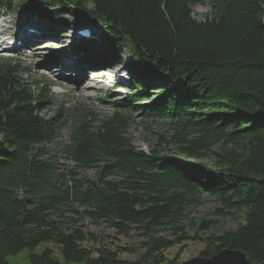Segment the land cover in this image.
Returning <instances> with one entry per match:
<instances>
[{
  "label": "trees",
  "instance_id": "obj_1",
  "mask_svg": "<svg viewBox=\"0 0 264 264\" xmlns=\"http://www.w3.org/2000/svg\"><path fill=\"white\" fill-rule=\"evenodd\" d=\"M33 3L28 14L39 11L51 22L73 13L99 24L103 44L81 45L82 63L109 66L125 52L136 79L109 118L85 109L69 115L63 108L47 117L43 90L20 81L15 68L0 66V264L47 244L58 247L61 260L46 248L32 254L30 264H178L164 253L190 239L195 227L209 234L201 258L231 250L262 264L264 0ZM204 5L211 13L198 21L194 8ZM137 81L159 92L143 115L169 119L174 127L171 140L148 153L127 138L129 106L148 96ZM67 125L69 143L53 154L49 147ZM167 147L178 157L164 155ZM59 157L75 168L61 169ZM93 169L94 179L80 177ZM206 202L237 228L217 236L213 221L188 223L190 211ZM84 222L125 238L138 234L144 254L134 263L121 261L136 249H112ZM87 242L97 248H84Z\"/></svg>",
  "mask_w": 264,
  "mask_h": 264
},
{
  "label": "rangeland",
  "instance_id": "obj_2",
  "mask_svg": "<svg viewBox=\"0 0 264 264\" xmlns=\"http://www.w3.org/2000/svg\"><path fill=\"white\" fill-rule=\"evenodd\" d=\"M11 1L13 3L15 2L19 4L26 0H11ZM211 10H212L211 7L208 5L197 6L194 8V17L198 21H203L210 15ZM65 20L66 22L64 23V26H62L66 32V34H64L65 36L58 35L57 44L52 45L51 43H45L44 44L45 49H40L41 51L38 49L36 50L40 52L44 50L42 53H38L41 55L39 56L36 55L37 60L39 59V61L41 60L50 61L52 66H54V68L56 69L50 66L49 67L50 71H47L46 69L40 67V65H37L39 62L33 61L34 63H32L30 58L28 59V61H26L25 59L27 58L24 57L25 58L24 59L23 55H21L22 53L18 52L16 58L22 57L24 59L23 61L27 62L28 64V65L24 64L23 62H21L20 59L17 61L19 69L23 72L21 76L28 81H32L33 83L41 82L46 87V90L48 92L45 91V94L47 95L48 101L46 99L44 100L45 108L43 110L47 111L48 109H50L47 114L48 117H50V115L52 114L51 110H53L54 107H57L60 103L65 102L68 103V106L77 107V109L87 108L88 110L92 111L94 116L99 120L109 118L115 113L118 106L123 105V103L121 102L126 99L125 98L126 95L124 94L122 89L121 91L118 90L110 93L107 92L105 89L100 91L98 90V88L94 87L93 85L92 87L97 89V92L86 95L82 91H80V89L86 85H91V82H89L88 84L87 81H83L85 79L84 77H81L82 72L80 71L78 64L77 65L75 64L76 71L72 69L66 71V73H62L64 71L61 72L60 71L61 68H59L58 65L55 66V64L53 63L54 61H58L59 63H61L60 59L62 58H60V56L62 57L64 56L63 58L67 57V55L61 54L60 51L62 49H69L70 47H72V43H73L72 38H74L75 36L71 33L70 28L71 26L78 25L79 23L78 17L73 13H68L65 16ZM41 44L43 43H39V46ZM126 56L124 52V54L119 55L116 59H113V61H109L110 64L109 67H112V69L110 68L111 71H106V73L109 75L115 74L116 76H119L120 75L119 73H121L122 85L126 86L124 90L128 91V89L130 90L134 88V86L130 84V81H128V78L126 77H134L136 79V73L129 66V63H126V59H125ZM69 58L72 60V57ZM5 60H6L5 62L8 63V60L7 59ZM71 60L68 59L66 61L65 59L64 66L66 65L73 66L74 64L71 62ZM61 61L63 62V60ZM41 68L47 71L45 78L42 75V72L40 70ZM51 72H56V73L50 76ZM76 74H77V78H76ZM57 76H62V77H57ZM78 76H80L82 79L79 80ZM58 78H61L64 81H59L60 79ZM137 82L139 86H141V90L148 93V96L146 97V100H143L139 104H132L133 106H129L132 108L134 112H132V114H130L129 116L132 119V122L128 129L127 138L130 139V141L132 142V144L135 146L136 149L148 153L154 147H156L158 143L162 142L163 139L164 142L165 140L170 141L171 138L174 136V127L173 124L170 123L169 119L155 118L153 116L148 117L143 115V110H144L143 108L154 104L155 101L158 100L159 98L158 97L159 92L158 90H153V91L150 90V88H148L147 84L144 81H137ZM49 84L51 88H47ZM58 88L65 90V94L63 95L55 94ZM67 90H71V92H68ZM126 105L128 106V104ZM133 108H138L139 110ZM70 133L71 131L69 125L63 127L58 132V139L54 144H52L49 147L51 149V152H53V154L59 150L61 144L69 143L68 138ZM173 149H174L173 147H169V148L167 147L166 151L164 152V155H167L169 157H178L176 156V153ZM209 162L212 163V160H209ZM209 162L205 161L203 163H209ZM59 166L61 169L69 168L70 170H73V168H75L73 163L68 162L61 157H59ZM96 175H97V171L93 169V170L81 172L80 177L94 179ZM216 209H218V206L216 204L206 202L202 207L190 211L188 215V223H190L191 221H194L195 223L196 222L199 223V221H213L214 227L211 233H215L217 236H220L227 231L234 230L237 228L239 223L234 222L230 219H225L214 215L213 213ZM240 222L243 223V220H241ZM84 225L86 230L89 231L90 233L96 236H103V238L105 239V243H108V245L112 249H115L116 247L136 249L135 254H128V253L121 254L119 256V259L123 262L134 263L144 254V251L138 248V246H140L141 242L144 240L140 239V237L136 233H133L129 238H125L118 236L117 234H115L114 231L105 228V226L92 227L87 222H84ZM188 233L190 239L182 242L181 244L175 246L174 248L164 253V255L167 257L169 261H177L178 264H182L184 262H188L192 259L200 257L201 252L205 249L203 239L208 237L209 234L202 233L200 230H198L197 227H195V229H193ZM194 237L195 240H193ZM82 246L88 249L97 248V246L92 242L83 243ZM46 248L52 249L54 251V260L56 261L61 260L58 247L53 244H47L45 246L44 245L40 246L34 252H31L30 250L22 251L17 256L9 258L8 264H30V260H29L30 256L32 254L40 255L44 252Z\"/></svg>",
  "mask_w": 264,
  "mask_h": 264
},
{
  "label": "bare ground",
  "instance_id": "obj_3",
  "mask_svg": "<svg viewBox=\"0 0 264 264\" xmlns=\"http://www.w3.org/2000/svg\"><path fill=\"white\" fill-rule=\"evenodd\" d=\"M23 35H24V33H23ZM35 36V35H34ZM37 38V37H36ZM36 38H34V39H36ZM46 39H48V38H46ZM44 44L45 43H43V44H41L40 46H39V43L36 45V47L39 49V48H42V49H45V46H44ZM24 51V50H23ZM23 51L22 50H18L17 51V53L18 52H21V53H23ZM16 53V55H18ZM38 53H42V52H40V51H37V52H33L32 54H31V56H30V60L32 61V63H34L33 61H35V62H39L37 65H40V67H42L43 69H46L47 71H50V69H49V67L51 66V63H50V61H39V59L37 60V58H36V55H38ZM46 53V52H45ZM20 54V53H19ZM21 55H23V54H21ZM64 57V56H63ZM24 58V57H23ZM25 59V58H24ZM72 62V61H71ZM70 62V63H71ZM65 63V62H64ZM72 63H74V65L73 66H69V65H66L65 67H63L64 69L63 70H61V71H65V70H74V71H76V65H75V62H72ZM49 64V65H48ZM81 72H82V75H81V77H84V72L82 71V70H80ZM92 72H100V71H92ZM103 72V71H102ZM103 75H105L104 73L102 74V73H100V75H98V76H92V77H94V78H101V77H103ZM80 76H78V79L79 80H81L82 78H81ZM111 79H110V78ZM113 75H107V79L105 80V81H112V83L113 84H115L116 83V81H115V83H114V80H113ZM109 79V80H108ZM83 81H86V79L85 80H83ZM89 80L87 81V83L89 84ZM103 83V82H102ZM118 83L119 84H121L120 83V81H118ZM93 86V84H92V82H91V85H86V86H84L83 88H81L80 89V91H82L84 94H86V95H89V94H93L94 92H97V89H95V88H93L92 87ZM102 86H105V87H109V85H105V83L104 84H102ZM95 87V86H94ZM118 90H120L121 91V89H118ZM127 91V90H126ZM107 92H113L112 90H109V91H107ZM128 92H129V90H128Z\"/></svg>",
  "mask_w": 264,
  "mask_h": 264
},
{
  "label": "water",
  "instance_id": "obj_4",
  "mask_svg": "<svg viewBox=\"0 0 264 264\" xmlns=\"http://www.w3.org/2000/svg\"><path fill=\"white\" fill-rule=\"evenodd\" d=\"M182 264H250V262L243 252L222 250L212 258L198 257Z\"/></svg>",
  "mask_w": 264,
  "mask_h": 264
}]
</instances>
